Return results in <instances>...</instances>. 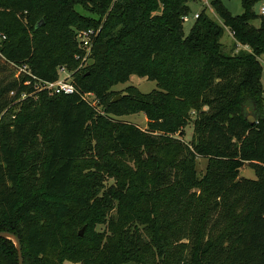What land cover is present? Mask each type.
Segmentation results:
<instances>
[{"label":"trees","instance_id":"1","mask_svg":"<svg viewBox=\"0 0 264 264\" xmlns=\"http://www.w3.org/2000/svg\"><path fill=\"white\" fill-rule=\"evenodd\" d=\"M193 1L86 0L98 18L78 13L80 0H0V61L49 82L65 67L75 90L48 96L23 74L0 85V232L20 240L23 264H264V17L252 11L259 0H241L240 16L213 2L222 26L202 12L185 35ZM105 15L78 69L77 33ZM133 75L156 89L130 86L114 101L107 90ZM16 103L26 110L13 118ZM139 112L145 130L118 120ZM68 196L81 204L69 226L101 231L66 229L51 199ZM4 256L17 264L0 239Z\"/></svg>","mask_w":264,"mask_h":264},{"label":"rangeland","instance_id":"2","mask_svg":"<svg viewBox=\"0 0 264 264\" xmlns=\"http://www.w3.org/2000/svg\"><path fill=\"white\" fill-rule=\"evenodd\" d=\"M213 2H219L232 16H240L243 14V9L241 6V0H194L193 2H191L189 4V10L190 11L185 16V19L182 22L183 31H184L185 35L188 34L190 28L194 24L193 16L196 14L199 15L202 12H204L206 14V16L211 18L215 23L222 26V19L215 12L214 7H213ZM80 3L83 5V7L77 6L76 10L78 11V13H80L81 15H83L85 17H91V16L94 17L95 16V17L99 18V16L95 15L90 8V7H93V5L91 6L90 4H88L89 8H90V9H88V6L86 5V3H87L86 0H80ZM262 5H264V0L257 1L252 6V11L256 15H259V9ZM159 8H160V6H159ZM155 12H157V11H155ZM106 19H107L106 15L102 17L101 22L99 24V27H97V29L94 30V29L89 28V29H86L83 31H93V32L97 33L99 31L100 27H102L103 22ZM233 42H234V39H233L232 35L230 34V31L228 29H225L223 36L221 38V43H222L224 50L226 52H229L230 49L233 47ZM89 44L92 47V41H90ZM238 47L240 48L241 46H238ZM105 49H108V47ZM244 49H246V48H244ZM259 63L262 67L260 84H261V87L263 90L262 110L264 112V55L260 56ZM60 68H61V66H57V70H59ZM66 73L68 74V70H66ZM16 76H17L16 71H13L9 65H6L1 60L0 61V85H2V84L5 85V84L10 83L13 79H15ZM61 77H63V76L61 75ZM130 86H135L142 93H150L152 90L156 89L155 82H150L144 78H138V77L133 75V76H131L130 80L127 83L116 84V85L112 86L107 91L109 93L113 94V99L118 98L117 99V101H118L121 99V96L123 95V92L125 91V89H127ZM95 104H97V103H95ZM25 110H26V108H22V104L16 103V105L14 106V109H13V113H14L13 118H17ZM246 110H247V116L254 117L252 111H250L249 109H246ZM189 117H190V121L187 123V125L185 127L181 128L182 129L181 130V133H182L181 136L186 142H188L192 136L191 121L193 118V114L190 113ZM118 120L133 124L141 130H145L146 126H147V120H146V117L144 115V112H139L138 114L122 117V118H119ZM177 136L178 135L175 134V137H177ZM85 166H87V163H85ZM205 166H206V160L198 159V161L196 163V171H197V174L199 177H201L203 175ZM135 167H136V164H134L131 159L128 160V169L125 171V175L122 176L123 172H121L119 174V177H121L120 180L122 182H124L125 177H130L129 174L133 173L135 171ZM239 176L253 179L254 173L250 168L243 167L240 169ZM110 182L112 183L111 180H110ZM51 200H52L53 205H54V207L58 213V217L60 218L62 223H64V225L68 231H71V232H74L75 234H78L82 230V235L87 232V226L86 225H82L79 228L77 226L75 228H72L69 226V221L72 220V216H71L72 207L75 208V207H79L81 205L80 202L78 201L77 196L76 197H69L68 196V197L63 198V199H51ZM101 229H102L101 226H96V227L90 228V231L87 232L88 237H90L93 234V232L95 233L96 231H101ZM62 243L65 245L66 241L63 240ZM3 260H4L5 264H9V260L5 256H4ZM63 264H72V263L64 262Z\"/></svg>","mask_w":264,"mask_h":264},{"label":"built area","instance_id":"3","mask_svg":"<svg viewBox=\"0 0 264 264\" xmlns=\"http://www.w3.org/2000/svg\"><path fill=\"white\" fill-rule=\"evenodd\" d=\"M259 15L264 17V5H262L259 9ZM198 18V15H194L193 19L196 20ZM185 17L183 18L184 21ZM99 32V31H98ZM97 32V33H98ZM97 33L93 31H80L77 33L76 39L79 43V47L85 51L84 56L82 57V62L79 65L78 69L85 67L86 61L88 59V56L90 55L91 46L90 41H92V37L97 35ZM5 39V36L0 34V43ZM9 66L13 69H15L18 77L20 74H23L31 79H33L35 92H45L48 96H54V95H72L74 93V85L72 83L71 74L68 72L66 73V68L61 67L58 70L59 78L54 82L49 81H43L40 79L35 78L26 67H16L12 64H9ZM65 74V75H64ZM61 75L63 77H61ZM22 99L25 97L23 94ZM85 101L90 102L92 105H95L97 102L94 97L90 94H86L83 98Z\"/></svg>","mask_w":264,"mask_h":264},{"label":"water","instance_id":"4","mask_svg":"<svg viewBox=\"0 0 264 264\" xmlns=\"http://www.w3.org/2000/svg\"><path fill=\"white\" fill-rule=\"evenodd\" d=\"M42 24L43 21H40L37 24V27H40ZM117 99L118 98L114 99V101H117ZM246 120L250 125H252L255 122V117L247 116ZM78 235L82 236V230L78 233ZM0 239H7L13 243L17 255V264H23L22 247L20 240L15 235L8 232H0Z\"/></svg>","mask_w":264,"mask_h":264}]
</instances>
